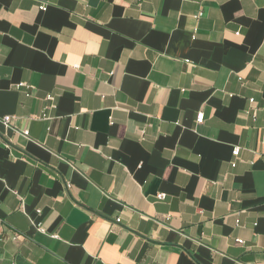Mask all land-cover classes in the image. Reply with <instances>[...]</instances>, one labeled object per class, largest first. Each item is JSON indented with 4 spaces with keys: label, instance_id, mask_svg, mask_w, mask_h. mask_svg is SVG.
<instances>
[{
    "label": "crops",
    "instance_id": "0c3cea01",
    "mask_svg": "<svg viewBox=\"0 0 264 264\" xmlns=\"http://www.w3.org/2000/svg\"><path fill=\"white\" fill-rule=\"evenodd\" d=\"M0 264H264V0H0Z\"/></svg>",
    "mask_w": 264,
    "mask_h": 264
},
{
    "label": "built area",
    "instance_id": "2783aa9c",
    "mask_svg": "<svg viewBox=\"0 0 264 264\" xmlns=\"http://www.w3.org/2000/svg\"><path fill=\"white\" fill-rule=\"evenodd\" d=\"M40 10H41V11H45L46 8L42 6V7H40ZM199 16H200V14H199ZM249 103H252V100H250ZM202 120H203V115H202V114H198V115L196 116V122L199 124V123L202 122ZM8 122H9V118H8V117H5V118L3 119V123H4V124H7ZM22 135H23L24 137H27V136H28V132L24 131V132L22 133ZM238 153H239V150H238L237 148H235V149L232 150V153H231V154H232V156L235 158V157L238 156ZM233 166H234V164H233ZM157 199H158V200H163V199H164V195H163V194L158 195V196H157ZM116 222H119V220H116ZM37 229H38L40 232H43V230H42V228H41L40 226H38ZM237 243H241V242H240V241H237Z\"/></svg>",
    "mask_w": 264,
    "mask_h": 264
}]
</instances>
